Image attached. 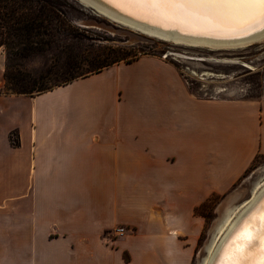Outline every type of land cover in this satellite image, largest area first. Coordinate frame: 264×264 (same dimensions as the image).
Wrapping results in <instances>:
<instances>
[{"label":"crops","instance_id":"obj_1","mask_svg":"<svg viewBox=\"0 0 264 264\" xmlns=\"http://www.w3.org/2000/svg\"><path fill=\"white\" fill-rule=\"evenodd\" d=\"M5 68L0 47V264H190L195 207L264 157V104L198 97L157 57L34 95Z\"/></svg>","mask_w":264,"mask_h":264},{"label":"rangeland","instance_id":"obj_2","mask_svg":"<svg viewBox=\"0 0 264 264\" xmlns=\"http://www.w3.org/2000/svg\"><path fill=\"white\" fill-rule=\"evenodd\" d=\"M53 2L59 16H51L47 22L53 32L52 43H40L28 55H18L12 49L1 46L5 54V65L14 72L17 69L30 72L38 84L54 81L66 72L84 71L95 61L121 58L120 62H126L123 57L131 58L137 54L139 57L154 56L176 67L189 91L198 97L250 98L264 104V38L237 47L213 48L176 43L129 27L106 14L95 13L79 0ZM34 38L47 40L49 37L41 34ZM68 57L75 63L67 70L64 62ZM220 87L224 90L217 92ZM1 90L9 92L6 83ZM148 97L146 94L145 98ZM147 111L134 110L135 113ZM263 165L264 157H257L236 184L225 192L209 195L211 200L201 208L204 214H197L201 220V232L194 245L190 264H200L209 241L215 235L216 222L230 204L234 205L249 196L248 177L256 176L257 167ZM236 193L239 194L237 198L234 197Z\"/></svg>","mask_w":264,"mask_h":264},{"label":"bare ground","instance_id":"obj_3","mask_svg":"<svg viewBox=\"0 0 264 264\" xmlns=\"http://www.w3.org/2000/svg\"><path fill=\"white\" fill-rule=\"evenodd\" d=\"M83 1L92 3L102 13L116 18L129 27L141 29L150 35L172 40L176 43L206 45L213 48L237 47L264 38V29L260 28V14L264 12V4H261L260 0H253L252 4L247 7L226 6L216 9L214 14L207 16V19L203 18V10H197L201 12V16L190 20H172L163 16L146 14L139 10H135L138 11L137 15H131L129 11L118 6L121 4V0ZM128 15L147 23L135 21ZM205 74L207 73H203V75ZM223 90L224 88L220 87L217 92ZM256 171V176L250 175L248 177L250 179L249 196L234 203V205L230 204L225 209L223 216L216 222L215 235L209 241L206 254L201 259L200 264H218L222 251L233 236L246 220L264 204V165L257 167ZM235 195L236 198L239 196L238 193Z\"/></svg>","mask_w":264,"mask_h":264},{"label":"trees","instance_id":"obj_4","mask_svg":"<svg viewBox=\"0 0 264 264\" xmlns=\"http://www.w3.org/2000/svg\"><path fill=\"white\" fill-rule=\"evenodd\" d=\"M6 1V2H3ZM54 0H0V47L6 46L12 49L18 55H28L35 51L38 44H50L53 42L52 28L50 23L51 16H59ZM47 35V40L40 38L36 40V35ZM126 62H131L139 56L133 55L131 58L123 57ZM121 58L111 59L104 62H92L84 71L66 72L64 75H59L56 80L50 82H42L38 84L37 79L30 72L17 69L14 72L10 67L5 68V83L8 91L12 93H24L34 95L56 85L66 84L78 77L90 75L92 73L103 70L104 68L119 63ZM75 61L68 57L64 62L65 69H70ZM11 141L14 145H19V139ZM256 160V159H255ZM254 160V161H255ZM210 197L195 207L196 214H204L201 210Z\"/></svg>","mask_w":264,"mask_h":264},{"label":"snow or ice","instance_id":"obj_5","mask_svg":"<svg viewBox=\"0 0 264 264\" xmlns=\"http://www.w3.org/2000/svg\"><path fill=\"white\" fill-rule=\"evenodd\" d=\"M253 0H121L118 6L137 15L139 10L146 14L163 16L167 19L190 20L214 14L222 7H247ZM264 4V0H260ZM143 18V17H141ZM260 28L264 29V12L260 14ZM218 264H264V204L241 226L222 251Z\"/></svg>","mask_w":264,"mask_h":264},{"label":"water","instance_id":"obj_6","mask_svg":"<svg viewBox=\"0 0 264 264\" xmlns=\"http://www.w3.org/2000/svg\"><path fill=\"white\" fill-rule=\"evenodd\" d=\"M84 6H86V7H88L89 9H91L93 12H95V13H102V11L97 7V6H95V5H93L92 3H87L86 1H83V0H79ZM115 12H118V13H121V12H119V11H117V10H114ZM103 14H105V13H103ZM107 15V14H106ZM108 16H110V15H108ZM129 16V15H128ZM111 18H113V19H115V20H117L116 18H114V17H112V16H110ZM129 18H132L133 20H135V21H138V22H140V23H143V24H146L147 22L146 21H141V20H139V19H136L135 17H132V16H129ZM117 21H119V20H117ZM119 22H121V21H119ZM122 23V22H121ZM129 26V25H128ZM155 26V25H154ZM131 27V26H130ZM138 30H141V29H138ZM141 31H143V30H141ZM183 57H186V58H191V56H185V55H183Z\"/></svg>","mask_w":264,"mask_h":264},{"label":"built area","instance_id":"obj_7","mask_svg":"<svg viewBox=\"0 0 264 264\" xmlns=\"http://www.w3.org/2000/svg\"><path fill=\"white\" fill-rule=\"evenodd\" d=\"M127 230H128V228L126 226H124V225H118V226H116L114 228L113 234L115 236L122 235V234L126 233ZM109 233H111V232H109Z\"/></svg>","mask_w":264,"mask_h":264}]
</instances>
